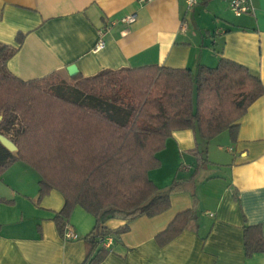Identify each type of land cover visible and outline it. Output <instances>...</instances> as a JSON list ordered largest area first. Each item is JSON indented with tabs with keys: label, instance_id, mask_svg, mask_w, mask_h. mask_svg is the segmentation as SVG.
<instances>
[{
	"label": "crops",
	"instance_id": "obj_1",
	"mask_svg": "<svg viewBox=\"0 0 264 264\" xmlns=\"http://www.w3.org/2000/svg\"><path fill=\"white\" fill-rule=\"evenodd\" d=\"M250 1L251 11L234 16L226 0H202L190 9L185 0H0V42L14 46L16 34H23L6 67L24 80L51 71L68 76L70 63L77 74L90 76L146 64L194 71L224 57L264 84V0ZM131 13L134 22L119 21ZM104 25V45L94 51ZM195 147L203 149V142L191 129L172 132L148 177L161 189L173 179L185 180L183 189L170 194L163 212L129 221L126 231L109 240L104 257L91 264H264V252L245 256L242 242L244 225L259 223L264 235V95L239 119L234 139L225 130L207 143L208 163L191 180ZM37 182V172L23 161L0 176V264H83L91 250L84 237L94 217L74 206L68 225L78 238L64 240L53 221L63 195L52 189L38 199ZM192 194L195 223L158 245L155 235L192 206ZM125 223L109 219L106 225Z\"/></svg>",
	"mask_w": 264,
	"mask_h": 264
},
{
	"label": "trees",
	"instance_id": "obj_2",
	"mask_svg": "<svg viewBox=\"0 0 264 264\" xmlns=\"http://www.w3.org/2000/svg\"><path fill=\"white\" fill-rule=\"evenodd\" d=\"M22 38L17 33L14 46L0 42V134L16 145L11 152L0 143V176L23 161L38 174V199L58 190L64 202L53 221L61 235L74 206L94 217L84 237L91 250L83 264L107 253L101 238H116L129 221L163 212L170 194L183 189L185 180L173 179L161 189L148 177L159 167L157 153L173 131L191 129L203 142V149L195 147L193 180L208 163L207 143L225 130L234 139L239 119L264 95L257 75L224 57L214 66L198 64L194 71L146 64L90 76L51 71L24 80L6 67ZM192 200L155 235L158 245L195 223L194 194ZM109 219L126 223L110 229ZM242 242L245 256L264 252L261 225H244Z\"/></svg>",
	"mask_w": 264,
	"mask_h": 264
},
{
	"label": "built area",
	"instance_id": "obj_3",
	"mask_svg": "<svg viewBox=\"0 0 264 264\" xmlns=\"http://www.w3.org/2000/svg\"><path fill=\"white\" fill-rule=\"evenodd\" d=\"M200 1L202 0H185L186 8L190 9ZM226 2L228 9L231 11V13L234 16H240L244 13L251 11L252 9L250 0H226ZM135 19H136L135 13H131L121 17L119 21L123 24H130L134 22ZM112 23L113 22H110L109 24ZM107 28L108 25H104L103 27L97 30V39L93 47L94 51H97L103 47L104 45L103 35L107 31ZM61 236L64 240H74L78 238L77 233L68 225V223L64 225ZM110 239L111 237L109 236L101 238L102 245L104 247H107Z\"/></svg>",
	"mask_w": 264,
	"mask_h": 264
},
{
	"label": "water",
	"instance_id": "obj_4",
	"mask_svg": "<svg viewBox=\"0 0 264 264\" xmlns=\"http://www.w3.org/2000/svg\"><path fill=\"white\" fill-rule=\"evenodd\" d=\"M65 70L68 76H74L78 73V69L74 63L66 65ZM0 143L9 151L13 152L16 150V145L12 140L7 138L5 135L0 134Z\"/></svg>",
	"mask_w": 264,
	"mask_h": 264
},
{
	"label": "rangeland",
	"instance_id": "obj_5",
	"mask_svg": "<svg viewBox=\"0 0 264 264\" xmlns=\"http://www.w3.org/2000/svg\"><path fill=\"white\" fill-rule=\"evenodd\" d=\"M230 15H232V13L230 12ZM16 151V150H15ZM14 152V151H13Z\"/></svg>",
	"mask_w": 264,
	"mask_h": 264
}]
</instances>
